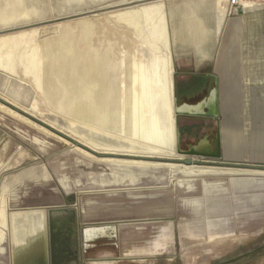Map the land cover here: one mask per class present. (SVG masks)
Wrapping results in <instances>:
<instances>
[{
  "label": "rangeland",
  "instance_id": "1",
  "mask_svg": "<svg viewBox=\"0 0 264 264\" xmlns=\"http://www.w3.org/2000/svg\"><path fill=\"white\" fill-rule=\"evenodd\" d=\"M251 7L244 6L239 12L228 0H0V211L5 216L1 227L5 228L4 245L12 247L10 213L43 210L39 230L47 243L45 210L65 207L75 212L72 223L76 236L84 226L117 225V251L110 240H98L95 247L87 249L91 258L105 254L114 260L125 249L124 263L147 254L149 264H264V170L242 167L264 165L263 160L251 157L264 152L262 103L249 101L245 93L243 103L221 108V112L218 102L217 118L192 116L216 120L212 134L201 131L202 122L197 119L182 122L181 115L176 117L175 137L181 149L203 138L214 149L217 128L220 131L219 158L193 157L204 161L202 166H189L200 172L186 174L183 165L155 160L177 161L140 158L171 156L174 145L170 155L104 149V144L113 145L121 134L128 135L120 130L126 118L116 106L120 87L124 90L128 85L127 77L120 82L128 65H133L134 74L144 66L151 67V98L158 93L164 74L162 59L171 63V94L177 104L196 103L206 97L214 76L231 70L235 63L240 74L253 71L250 61L233 60L241 53L264 49V4ZM232 22L239 29L236 24L232 29ZM206 80L207 90L190 98L178 97L181 89L200 86ZM85 100L101 104L94 117L84 110ZM155 107L151 113L160 119ZM220 113L227 130H236L240 140L252 137L259 148L248 147L241 152L242 160L226 157ZM185 122L195 129L192 134L183 129ZM243 128L252 130L244 132ZM87 140L91 145L85 144ZM102 158L140 160L157 167H128L143 174L131 181ZM30 171L33 174H26ZM225 194L227 198L215 202ZM192 199L198 201L196 206L190 204ZM205 217L224 219L233 231V244L212 250L181 247L179 228L204 239L200 232L223 223ZM163 227L168 231L161 232ZM136 235L142 238L138 242L142 247L148 246L147 253L130 252L135 245L130 237ZM155 241L162 243L156 251ZM205 243L213 241L206 238L201 244Z\"/></svg>",
  "mask_w": 264,
  "mask_h": 264
},
{
  "label": "crops",
  "instance_id": "2",
  "mask_svg": "<svg viewBox=\"0 0 264 264\" xmlns=\"http://www.w3.org/2000/svg\"><path fill=\"white\" fill-rule=\"evenodd\" d=\"M252 5H245V8L252 6ZM251 7V8H252ZM256 11V10H254ZM263 12V11H262ZM262 12H259L261 14ZM236 23L232 22L230 25L233 27ZM237 29H239L238 24ZM236 28V27H235ZM244 29V26H243ZM231 43L235 44V41L233 40V37L230 38ZM254 52V53H241L237 56V58H233L235 62L238 61H250L254 65L253 71H250L248 75H244L243 72L240 74L238 66L239 64H234L233 67L225 72L217 73V82H218V102H219V108L221 112V108H229V107H235L238 105V103H243L245 98L243 94L248 96L247 98L249 101L255 100L257 102H260L264 105V49L261 51ZM245 56V57H244ZM244 68V67H243ZM242 68V70H243ZM212 77V75H210ZM209 84V80H206L205 82L201 83L199 85H194L190 88H183L181 89L178 97L181 99L190 98V95L195 96L198 91H204L207 90ZM183 90V91H182ZM246 97V96H245ZM220 113L219 117V126L223 130V150L224 155L226 157H229L233 160H242L241 152L245 151L248 147L251 148L253 145H259L255 139H252V137H247L245 140L244 138H241L240 140L238 136V132L230 131L228 128V124L226 121L223 120V116ZM181 121L186 120H193L197 119L198 121L202 122L200 123V130L208 132L211 134L214 132V128H216L217 121L214 119H207V118H197L192 116H186L181 115L180 116ZM247 124H250L247 123ZM209 129L206 131L205 129ZM183 129L188 132L189 134L193 133V130L190 128V124H186V122L183 125ZM252 130L243 128V131ZM264 130V129H263ZM257 131V130H256ZM233 133V134H232ZM247 142V143H246ZM264 145V144H263ZM242 147V149H240ZM258 147V146H257ZM264 147V146H263ZM262 147V148H263ZM259 148V147H258ZM247 152V151H246ZM250 157V156H249ZM255 159L263 160L264 161V152H260L259 154H253L251 156ZM239 181V180H238ZM186 186V185H183ZM240 188V187H238ZM243 188L241 187L240 190ZM228 195L225 194V196L219 197V199H215V202H219L227 198ZM191 205L196 206L195 204H198V201L196 203L195 199H192L189 201ZM213 202V203H215ZM196 211L193 212V219L196 216ZM195 215V216H194ZM10 219V236H11V242L12 247H8L4 245L3 237L5 235V228H1L5 224V216L3 211H0V264H49V251L46 241L41 238V230H39V227L41 223L43 222V213L41 214L39 211H27V212H16V213H10L9 215ZM221 220L223 223L218 224V226H213L214 228L207 230L204 229L200 234L198 235H205V238H196L195 234L190 235L186 234L185 230L182 228H179V231L183 235V241L181 243V247L183 248H190L191 250H212V249H223L228 245H232V230L228 228L227 223L222 218H211V217H205L204 220ZM31 223V225H29ZM141 227H137V229H140ZM206 228V226L204 227ZM161 232L168 231L167 227H163L160 229ZM194 233V232H193ZM187 237H193V240H187ZM34 238V239H33ZM206 238H209L213 243L211 244H201L205 242ZM33 239V240H32ZM130 239H135V245L132 247L130 252H133L135 250V253H147L149 251L148 246L145 245V247H142L143 244L138 243L141 242L142 238H138L136 236L130 237ZM30 240L32 242L30 243ZM74 241L78 242L80 245V240H78V236H74ZM120 243L123 244V240L120 238ZM215 242V243H214ZM30 243V244H29ZM155 251L158 249H161L162 243L155 241L154 242ZM147 252H145V251ZM126 254L125 249H121L119 253V257H116L114 260L113 258H108L105 254L99 255L97 257L91 258L87 257L85 254H81L80 256V264H149V256L146 254L145 258H134L130 259L129 263H124L122 261V256ZM112 259V260H109Z\"/></svg>",
  "mask_w": 264,
  "mask_h": 264
},
{
  "label": "bare ground",
  "instance_id": "3",
  "mask_svg": "<svg viewBox=\"0 0 264 264\" xmlns=\"http://www.w3.org/2000/svg\"><path fill=\"white\" fill-rule=\"evenodd\" d=\"M166 68H167V72H166ZM162 69L164 71V74L162 75L158 93H156L155 97L151 96L150 98L149 91L150 89L152 90V80H153L152 78L154 77L152 76L151 67L149 65L146 67L144 66L141 68L139 73L136 72L134 74L133 65L130 64L127 66V68L125 69L126 75H124L123 78L120 79V82L121 81L124 82L125 81L124 78L127 77L126 82L128 83V85L124 90H122V86L120 87V92H119L120 100L116 106L123 110L122 112L125 114V118H126V124L123 123L121 125V128L123 129L120 130L122 131V133L126 132V134L128 135H126L125 137L124 135L122 136V134L120 133L121 135L118 138L116 137L114 139L115 140L114 144L113 145L104 144L105 145L104 149L118 150V151L134 153V154H155V155L172 154L173 145L175 146L176 143L175 120L173 115V96L171 94L172 93L171 76L173 75L174 71L172 70L171 63H169L165 59L164 60L162 59ZM137 74L139 75L137 76ZM158 99L160 103L159 102L157 103ZM92 100H96V98ZM83 103H86V104H82V106L86 111L87 115L92 117H94L96 113L95 112L96 108L101 106L99 101L97 103L96 101L91 102L89 100H85ZM153 107L156 108L155 111L158 112L156 114H159L160 119H158L157 117H155L156 115H153L151 113L152 112L151 108ZM165 108L167 109L168 112L167 116L165 114L166 112ZM9 112L11 113L12 116L17 117V114L14 111L9 110ZM84 142L85 144L91 143V142L89 143L88 140L87 142L86 141ZM84 152L85 154H88V152L86 151ZM181 156L182 155L178 154L174 149V153L171 156L142 155L140 156V158L150 161L155 158L162 160H166L170 158L178 159L181 158ZM102 159L109 161L113 165H116L118 167L117 171L123 173L125 175L124 177H128L131 181H135L137 177H140L143 174H135L133 173L132 170L128 169V167L130 168H134V167L148 168L152 166L157 167V164L155 165V163L140 161V160H124V159H115V158H102ZM155 161L165 164L183 165L181 167L183 172L186 174H192L193 172H200L199 171L200 169L189 167L190 165H186L182 162L176 163L170 161H157V160ZM173 165H163V167L172 168ZM191 166H202V165H191ZM159 167L162 166L159 165ZM253 172H255V170ZM26 174L31 175L33 174V172L30 171ZM262 174H264V172H262ZM23 212H27V211H23ZM39 212L42 214L43 210H39ZM29 225H31V223H29Z\"/></svg>",
  "mask_w": 264,
  "mask_h": 264
},
{
  "label": "water",
  "instance_id": "4",
  "mask_svg": "<svg viewBox=\"0 0 264 264\" xmlns=\"http://www.w3.org/2000/svg\"><path fill=\"white\" fill-rule=\"evenodd\" d=\"M238 11L241 12V9L239 8ZM173 115L174 120H176L178 115L217 118L218 87L216 77L214 76V84L208 91L207 96L196 103L183 102L177 104L175 98H173ZM176 137L175 139L177 140ZM220 137V131L217 128L214 140V149L211 148V143L205 138L198 140L197 143L187 147L186 149H181L177 145L176 141L175 150L183 157L178 159L170 158L166 160L182 162L186 165H200V163L204 161L195 160L193 158L194 156H199L202 158H219L221 156ZM241 165L239 164V166ZM244 166L246 169H258L261 167V169L264 170V165H242V167ZM74 215L75 212L73 209L65 207H52L45 210L49 264H80L81 254H85L87 257H90L86 254L87 249L95 247L96 241L98 240H110L111 242L109 244L113 245L117 251L119 242L117 238V225L114 223L88 225L82 227L80 235L78 236V240L81 242L80 246L78 242L74 241L75 231L73 230V233H70L68 236L71 246L65 248L64 245H62V240H60L62 235L61 225L65 220L73 221ZM79 247L81 248V251L79 250Z\"/></svg>",
  "mask_w": 264,
  "mask_h": 264
},
{
  "label": "flooded vegetation",
  "instance_id": "5",
  "mask_svg": "<svg viewBox=\"0 0 264 264\" xmlns=\"http://www.w3.org/2000/svg\"><path fill=\"white\" fill-rule=\"evenodd\" d=\"M195 57H196V55H195ZM73 230H74V228H73L72 221H68V220L63 221V223L61 225L62 235L60 237V240H62V245H64L65 248H67L68 246H71V244L68 240V236L70 233H73Z\"/></svg>",
  "mask_w": 264,
  "mask_h": 264
},
{
  "label": "built area",
  "instance_id": "6",
  "mask_svg": "<svg viewBox=\"0 0 264 264\" xmlns=\"http://www.w3.org/2000/svg\"><path fill=\"white\" fill-rule=\"evenodd\" d=\"M229 5L234 8H242L247 4H264V0H228Z\"/></svg>",
  "mask_w": 264,
  "mask_h": 264
}]
</instances>
